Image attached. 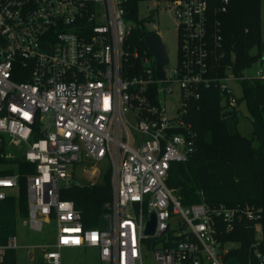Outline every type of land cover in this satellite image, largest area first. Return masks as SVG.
I'll use <instances>...</instances> for the list:
<instances>
[{
    "label": "built area",
    "instance_id": "2783aa9c",
    "mask_svg": "<svg viewBox=\"0 0 264 264\" xmlns=\"http://www.w3.org/2000/svg\"><path fill=\"white\" fill-rule=\"evenodd\" d=\"M128 1L0 0V161L19 153L34 165L23 223L39 230L53 219L57 226L55 242L39 248L41 264H61L62 247H94L105 264H224L233 243L221 236L241 221L259 223L262 207L183 205L166 179L171 163L187 161L196 149L188 100L215 88L226 108L237 103L228 83L239 80L234 56L220 63L219 15L232 0H162L172 6L178 45L175 65L169 58L163 65L164 79L147 47L130 49ZM255 77L264 79L260 71ZM174 91L180 105L169 115L163 102ZM104 159L111 199L102 225L85 228L59 189L95 184L73 179L68 166ZM17 186V174H0V200ZM262 240L259 226L255 264H264ZM17 247L16 234L9 236L0 258Z\"/></svg>",
    "mask_w": 264,
    "mask_h": 264
},
{
    "label": "trees",
    "instance_id": "16d2710c",
    "mask_svg": "<svg viewBox=\"0 0 264 264\" xmlns=\"http://www.w3.org/2000/svg\"><path fill=\"white\" fill-rule=\"evenodd\" d=\"M127 2L125 19L136 26L128 38L130 49L145 50L147 33L144 19L138 18V2ZM262 0H232L227 11L220 14L222 45L220 60L231 62L232 73L239 78L242 96L235 106L226 108L219 89H202L199 98L188 100L185 119L196 131V149L184 162L170 165L166 184L173 189L183 205L206 201L209 204L249 203L262 207L259 223L241 221L221 239L232 242L224 255V264H255L252 243L257 228L263 229L259 250L264 254V79L246 78L243 71L262 57L260 4ZM150 16V15H149ZM244 102L250 119L248 135L240 130V110ZM248 122V121H247ZM0 174H17L18 186L0 200V243L16 234L18 219L28 215L26 176L34 165L18 153L0 161ZM4 168V169H3ZM110 171L100 184H70L59 189L62 199H69L81 212L85 228L100 227L105 205L112 195ZM0 264H16L15 249H5Z\"/></svg>",
    "mask_w": 264,
    "mask_h": 264
},
{
    "label": "rangeland",
    "instance_id": "374dc122",
    "mask_svg": "<svg viewBox=\"0 0 264 264\" xmlns=\"http://www.w3.org/2000/svg\"><path fill=\"white\" fill-rule=\"evenodd\" d=\"M154 9L156 10L155 15L153 17L149 16L150 11ZM138 18L144 19V27L147 30H156L160 35L162 42L166 45L169 65H175L178 45L176 19L172 6L165 5V3H162V0H140L138 2ZM260 18L261 40L264 44V0L260 4ZM127 24L136 26V23L130 20ZM258 71L264 77V50L262 57L243 71V76L246 78H254ZM228 83L236 98H240L243 93L240 81L231 79ZM163 103L169 115L175 114L177 106L180 105L178 93L174 91ZM238 108L241 116L240 130L242 134L248 135L251 131V124L245 103L241 102ZM109 168L110 164L105 159L93 165L83 161L68 166V173L72 175L73 179L82 182L93 181L95 184H100L103 182L104 174L110 171ZM10 193H15V190L10 189ZM23 219L27 220L28 218H20L16 224L18 243V247L15 249L16 264H41L42 254L39 248L41 246H51L55 242L57 232L56 222L53 219L45 220L42 228L37 230L31 228L29 223L24 224ZM60 255L61 264H105L100 260L97 249L94 247H62L60 249Z\"/></svg>",
    "mask_w": 264,
    "mask_h": 264
},
{
    "label": "water",
    "instance_id": "95a60500",
    "mask_svg": "<svg viewBox=\"0 0 264 264\" xmlns=\"http://www.w3.org/2000/svg\"><path fill=\"white\" fill-rule=\"evenodd\" d=\"M154 15V11H150ZM144 43L155 58L156 75L159 79H164L163 65L168 60L166 45L162 42L160 35L156 32L148 33L144 36ZM154 228V217L148 222L146 233L151 234Z\"/></svg>",
    "mask_w": 264,
    "mask_h": 264
}]
</instances>
